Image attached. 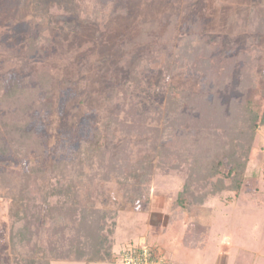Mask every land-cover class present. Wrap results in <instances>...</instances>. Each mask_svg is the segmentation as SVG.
<instances>
[{"label":"rangeland","instance_id":"rangeland-1","mask_svg":"<svg viewBox=\"0 0 264 264\" xmlns=\"http://www.w3.org/2000/svg\"><path fill=\"white\" fill-rule=\"evenodd\" d=\"M50 1L0 0V171L24 164V154L5 153L4 148L9 146L5 124L13 128L22 118L11 116L15 107L28 102L26 111V105L20 107L25 121L20 120L19 133L39 136L45 156L40 153L38 160L49 167L51 156L71 158L89 132L110 115L125 114L120 88L127 77L126 66H132L140 53L147 56L154 49L158 60L147 56L140 80L124 83L127 98L139 111H160L168 95L211 90V85L204 88L205 74L194 70L188 32H198L213 43L221 37L228 45L223 52H245L240 48L249 43L244 16L249 0H55L53 6ZM260 6L264 7V0ZM58 20L60 28L54 26H59ZM38 22L50 23L52 31L41 34ZM37 36L34 49L31 39ZM85 42L89 44L81 48ZM175 52L184 53L185 64L179 74L167 75L164 65ZM258 52H264V43ZM257 60L258 83L248 100L260 110L264 107V59ZM42 76L44 82L39 81ZM11 89L16 94L12 97ZM237 95L231 87L218 99L227 105ZM163 116L168 117L166 112ZM117 134L119 142L123 133ZM132 141L138 142L136 135ZM133 149L136 157L145 153L138 144ZM263 161L264 130L251 151L247 191L239 196L224 191L208 198L199 210L176 204L175 196L186 180L178 168L161 165L164 168L158 169L154 160L150 180L142 189H121L110 175L105 185L113 200L98 207L107 212L105 232L113 230L111 258L100 262L64 258L51 264H133L143 250L164 260L171 257L170 264H264ZM8 206L6 191L0 186V264L11 260ZM197 224L205 228L201 233ZM127 255L133 262L124 258Z\"/></svg>","mask_w":264,"mask_h":264},{"label":"trees","instance_id":"trees-1","mask_svg":"<svg viewBox=\"0 0 264 264\" xmlns=\"http://www.w3.org/2000/svg\"><path fill=\"white\" fill-rule=\"evenodd\" d=\"M249 1L244 12L249 43L245 42L247 46L240 48L245 52L235 53L234 49L223 52L228 45L221 37H216L213 43L198 32H188L194 48L189 53L194 70L205 74L204 88L212 87L203 92L178 91L168 95L164 105L167 118L163 116L164 110L136 109L123 86L125 82L140 80L142 67L149 57L151 61L158 60V52L154 49L151 55L148 53V58L140 53L132 66H126L127 77L120 90L125 101L131 102L125 108L123 101L125 114L121 116L122 109H119L120 115H110L101 126L88 133L87 140L77 146L69 159L55 155L51 156L49 167L43 165L38 160V155L45 156L39 136L31 132L19 133L20 120L25 119L20 107L26 105V111L28 102L11 110V116L17 114L22 118L16 117L19 123L13 128L5 124L9 144L4 147L5 153L11 150L25 155L20 168L0 171V186L9 199L12 219L11 264H51L52 260L64 258L90 262L109 260L113 230L108 231L109 235L105 232L107 212L98 207L113 200L105 183L114 175L121 189L137 186L142 189L150 180L154 160L158 169H163L164 165L178 168L185 176L184 186L175 196L180 208L187 205L199 210L208 198L224 191L234 192L236 196L247 191L246 172L251 151L264 130V107L256 109L248 100L250 91L258 83L257 59H264V52H258L259 44L264 43V7L260 6L262 0ZM48 3L53 6L55 0ZM59 23L54 26L60 28ZM37 28L41 34L43 30L52 31L50 23L38 22ZM38 40L39 36L31 39L34 49ZM171 55L164 67L167 75H176L185 64V55L183 52ZM44 79L42 76L39 81L44 82ZM231 87H235L239 95L227 105H221L218 96ZM37 90L40 88L35 87ZM208 94L213 98L209 99ZM13 95L16 94L11 89V97ZM118 132L124 134L119 142ZM139 132H144V136L138 135ZM134 135L138 138L136 143L132 141ZM2 144L0 139V149ZM137 144L144 155L136 157L133 148ZM262 167L264 177V161ZM196 227L197 233L205 229L200 224ZM42 232H46V236Z\"/></svg>","mask_w":264,"mask_h":264},{"label":"built area","instance_id":"built-area-1","mask_svg":"<svg viewBox=\"0 0 264 264\" xmlns=\"http://www.w3.org/2000/svg\"><path fill=\"white\" fill-rule=\"evenodd\" d=\"M147 252V250L138 252V254L135 255V259L137 262H133L132 258L129 255L125 256L124 258L127 260H129L130 258V262H133V264H167L166 260H164L159 254H151L150 252H148V254Z\"/></svg>","mask_w":264,"mask_h":264},{"label":"crops","instance_id":"crops-1","mask_svg":"<svg viewBox=\"0 0 264 264\" xmlns=\"http://www.w3.org/2000/svg\"><path fill=\"white\" fill-rule=\"evenodd\" d=\"M170 255H171V253H169L167 256L170 257ZM170 258H171V257H170ZM170 258H169V260H166V263H167V264H170V262H169V261H170Z\"/></svg>","mask_w":264,"mask_h":264}]
</instances>
